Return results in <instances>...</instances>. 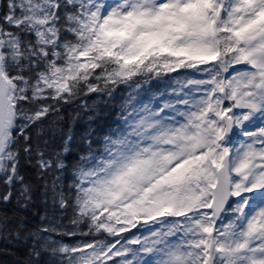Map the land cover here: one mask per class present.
Instances as JSON below:
<instances>
[{
    "label": "snow or ice",
    "instance_id": "snow-or-ice-1",
    "mask_svg": "<svg viewBox=\"0 0 264 264\" xmlns=\"http://www.w3.org/2000/svg\"><path fill=\"white\" fill-rule=\"evenodd\" d=\"M0 248L264 264V0H0Z\"/></svg>",
    "mask_w": 264,
    "mask_h": 264
},
{
    "label": "trees",
    "instance_id": "trees-1",
    "mask_svg": "<svg viewBox=\"0 0 264 264\" xmlns=\"http://www.w3.org/2000/svg\"><path fill=\"white\" fill-rule=\"evenodd\" d=\"M124 96L127 93H123ZM115 120V116L111 115L109 112H104L101 114L100 117V125L104 126L105 122L111 123ZM27 175L31 177L32 173L28 172ZM36 206L31 209V221L33 223H39V219L41 216L44 215L45 208L42 201H36ZM128 235V234H126ZM75 238L73 237H64V240L67 242H71ZM86 239V238H85ZM24 260V256L21 255L20 252L10 251V250H3L0 248V264H17L18 261L22 262Z\"/></svg>",
    "mask_w": 264,
    "mask_h": 264
}]
</instances>
